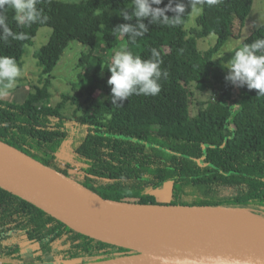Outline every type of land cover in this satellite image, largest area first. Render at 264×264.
I'll list each match as a JSON object with an SVG mask.
<instances>
[{"label": "trees", "instance_id": "obj_1", "mask_svg": "<svg viewBox=\"0 0 264 264\" xmlns=\"http://www.w3.org/2000/svg\"><path fill=\"white\" fill-rule=\"evenodd\" d=\"M174 2L185 5L184 23L173 27L145 20L149 31L134 43L115 29L127 23L118 14L130 10L132 0H38L43 22L30 26L19 25L12 9L0 10L20 37L0 39V56L14 58L20 68L39 30L53 29L49 43L35 53L43 86L22 103L0 98V141L109 200L247 209L264 219V96L229 84L227 90L228 70L215 59L229 38L242 37L255 0H220L203 7L197 38L218 37L206 52L185 30L187 2ZM72 42L86 47L77 63L78 80L53 104V80L47 77ZM122 47L145 60L157 50L162 73L167 72L157 95L112 103L107 67ZM191 85L215 96L194 118L186 88ZM68 104L76 106L74 116L65 115ZM69 142L70 159L61 153ZM167 184H172L171 196L161 202L154 192ZM33 246L39 254L30 264L92 263L136 254L85 236L0 188V261Z\"/></svg>", "mask_w": 264, "mask_h": 264}, {"label": "water", "instance_id": "obj_2", "mask_svg": "<svg viewBox=\"0 0 264 264\" xmlns=\"http://www.w3.org/2000/svg\"><path fill=\"white\" fill-rule=\"evenodd\" d=\"M0 188L85 236L136 252L113 260L64 264H264V229L252 236H227L198 230L172 214L247 209L109 200L3 141Z\"/></svg>", "mask_w": 264, "mask_h": 264}, {"label": "clouds", "instance_id": "obj_3", "mask_svg": "<svg viewBox=\"0 0 264 264\" xmlns=\"http://www.w3.org/2000/svg\"><path fill=\"white\" fill-rule=\"evenodd\" d=\"M163 2L164 0H132L131 9H124L118 14L127 23L119 24L115 29L134 43L137 38L143 37L149 31L145 20L151 25L174 27L183 24L185 5L168 0L167 4L160 7ZM219 2L220 0H189L190 13L200 11L205 5L213 6ZM37 3L38 0H0V10L5 7L12 9L19 25L30 26L43 22L41 10L36 7ZM169 12L174 15H167ZM133 20L135 23H131ZM0 31H2L0 39L7 40L9 36L20 38L7 27L4 15H0ZM160 63L156 49H152V58L147 60L133 55L124 47L116 51L110 66L107 67L111 74L107 83L110 86L112 103L122 105L132 95H157L161 90L159 81L162 75L167 77L166 71L162 73ZM226 65L225 67L222 64V67L228 70L224 77L227 84L254 89L257 90V95L264 96V38L236 49ZM20 76L21 68L15 59L0 56V98L9 95V91Z\"/></svg>", "mask_w": 264, "mask_h": 264}, {"label": "rangeland", "instance_id": "obj_4", "mask_svg": "<svg viewBox=\"0 0 264 264\" xmlns=\"http://www.w3.org/2000/svg\"><path fill=\"white\" fill-rule=\"evenodd\" d=\"M69 2H82L85 0H61ZM189 8V21L186 24L185 30L188 33L190 38L197 39L198 49L201 52H206L212 47H214L218 42V37L216 35H211L207 38H197V33L200 32L201 27L199 26L200 18L203 14V8L198 12H191V7L189 0H185ZM238 33V29L236 28ZM53 34V29L43 27L37 33V36L33 39L31 45L27 46L26 54L24 56L22 67H21V76L18 77V80L15 82L13 88L9 91V95L3 97L9 101H15L22 103L28 97V95L35 91V87L43 86V78L41 75L42 69L38 65V61L35 58V53L38 52L41 48L46 46ZM253 38L251 43L259 38H264V0H255L254 7L250 17L246 22V26L242 32V37L240 39L231 37L221 49L219 54L216 56V60L225 67L228 60L231 59V56L234 54L235 50L243 46L246 43V40ZM250 44V43H249ZM86 50V47L78 42H72L69 49L66 51L64 57L62 58L61 63L54 71L50 78L53 80V93L52 98L53 104H57L62 101V95L68 94L71 92L72 86L70 83L72 81L77 82L80 71L77 69V63L80 60L82 53ZM205 69V67H204ZM224 82V80H222ZM227 90L229 85L226 84ZM188 100L190 103V115L194 118L199 110L203 107L202 104L213 101L215 98L214 94L209 91H203L202 87L191 85L187 86ZM234 96H237V91L234 92ZM83 99V103H84ZM84 108H87V105H84ZM76 106L68 104L65 115L74 116ZM222 115H227V111H222ZM62 155L68 159L72 158L71 142L65 145L61 150ZM78 172L76 169L75 172ZM172 191V184H167L165 187L161 188L154 192V194L159 198L161 202H167L170 199ZM37 247L33 246L25 251L17 252L13 255L10 261H0V264H30L32 259L37 256ZM59 264V263H58Z\"/></svg>", "mask_w": 264, "mask_h": 264}, {"label": "bare ground", "instance_id": "obj_5", "mask_svg": "<svg viewBox=\"0 0 264 264\" xmlns=\"http://www.w3.org/2000/svg\"><path fill=\"white\" fill-rule=\"evenodd\" d=\"M172 214L175 218L193 228L227 236H252L264 229V222L248 210H198L185 213L173 211ZM130 238L135 240L133 236H130Z\"/></svg>", "mask_w": 264, "mask_h": 264}, {"label": "built area", "instance_id": "obj_6", "mask_svg": "<svg viewBox=\"0 0 264 264\" xmlns=\"http://www.w3.org/2000/svg\"><path fill=\"white\" fill-rule=\"evenodd\" d=\"M63 165H66V163L64 161H62ZM77 172V171H76Z\"/></svg>", "mask_w": 264, "mask_h": 264}]
</instances>
